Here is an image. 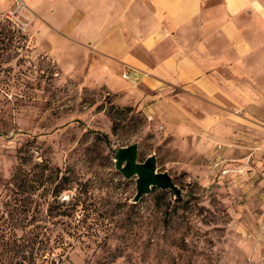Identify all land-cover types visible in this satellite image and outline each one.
<instances>
[{
  "label": "rangeland",
  "instance_id": "1",
  "mask_svg": "<svg viewBox=\"0 0 264 264\" xmlns=\"http://www.w3.org/2000/svg\"><path fill=\"white\" fill-rule=\"evenodd\" d=\"M38 9L0 0V264H264V155L249 178L224 175L137 87L113 95L88 76L85 27L75 43ZM135 143L182 197L134 201L115 156Z\"/></svg>",
  "mask_w": 264,
  "mask_h": 264
},
{
  "label": "crops",
  "instance_id": "2",
  "mask_svg": "<svg viewBox=\"0 0 264 264\" xmlns=\"http://www.w3.org/2000/svg\"><path fill=\"white\" fill-rule=\"evenodd\" d=\"M28 2L75 43V29H87L98 54L87 74L113 95L137 87L142 104L194 136L198 148H213L229 176L260 171L248 161L264 155V0ZM129 67L140 81L124 79ZM254 190L264 208V191Z\"/></svg>",
  "mask_w": 264,
  "mask_h": 264
},
{
  "label": "water",
  "instance_id": "3",
  "mask_svg": "<svg viewBox=\"0 0 264 264\" xmlns=\"http://www.w3.org/2000/svg\"><path fill=\"white\" fill-rule=\"evenodd\" d=\"M138 144H131L129 147H121L117 150L115 159L117 168L127 179L136 177L137 192L135 202L140 201L151 192L153 187L164 190H172L177 198L182 197L181 189L176 185L168 171L159 172L157 157L149 156L146 161L140 162Z\"/></svg>",
  "mask_w": 264,
  "mask_h": 264
},
{
  "label": "built area",
  "instance_id": "4",
  "mask_svg": "<svg viewBox=\"0 0 264 264\" xmlns=\"http://www.w3.org/2000/svg\"><path fill=\"white\" fill-rule=\"evenodd\" d=\"M123 77L125 80H130V81H140L142 78V74L139 73L138 71L131 69L130 67L127 68L124 72H123ZM147 75V74H145ZM224 173L227 172V170L223 171Z\"/></svg>",
  "mask_w": 264,
  "mask_h": 264
}]
</instances>
